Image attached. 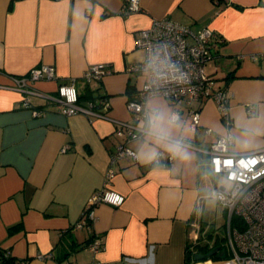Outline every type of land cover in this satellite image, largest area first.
<instances>
[{"label":"crops","instance_id":"crops-1","mask_svg":"<svg viewBox=\"0 0 264 264\" xmlns=\"http://www.w3.org/2000/svg\"><path fill=\"white\" fill-rule=\"evenodd\" d=\"M123 6L124 0H0V247L20 264H234L211 257L186 263L194 225L202 228L196 218L209 173L189 144L206 148L229 132L233 152L264 147V0H140V10L129 14ZM162 17L194 31L210 27L222 39L205 70L227 92L231 123L214 99L199 98V125L191 131L184 110L173 120L168 99H150L156 112L149 131L129 142L136 160L112 164L108 187L125 196L123 204L102 203L94 222L76 227L122 138L113 120L61 114L50 97L76 79L79 96L90 90L96 103L106 97L107 114L130 121L128 90L135 97L147 77L132 69L145 57L135 38ZM100 62L111 72L82 81L84 70ZM43 64L55 67L56 78L30 83L38 95L3 87ZM24 96L32 108L21 104ZM95 237L102 247L92 251L87 245Z\"/></svg>","mask_w":264,"mask_h":264},{"label":"built area","instance_id":"built-area-1","mask_svg":"<svg viewBox=\"0 0 264 264\" xmlns=\"http://www.w3.org/2000/svg\"><path fill=\"white\" fill-rule=\"evenodd\" d=\"M139 10L140 0H124V14ZM221 42L222 39L210 27L194 31L168 17L154 19L150 26L138 30L135 46L144 50L145 57L132 69L146 73L147 77L138 88L136 96L127 99L126 107L132 118L130 121L112 119L107 114L109 101L106 97H100L97 103H79L76 79L58 85L57 95L50 99L61 114L84 113L89 117L113 120L115 134L122 138L115 151L110 154V166L105 173L103 186L91 194L76 227L82 228L94 222L96 208L102 203L112 206L123 204L125 196L108 187L115 174L112 164L122 159L136 160L137 152L130 147L129 142L141 138L149 131L153 113L156 112V109H151L148 105L150 99H168L173 105V120L179 119L180 111L184 110L189 129L195 131L200 115L193 104L199 98H212L216 102L219 115L225 124L230 125L227 92L217 86L215 79L205 70L206 63L214 56V50ZM110 72L107 63H94L84 70L81 79L87 83L99 81ZM55 78V67L43 64L31 68L26 74L11 76L12 82L3 87L38 95L29 84L41 79ZM21 104L32 108L27 96L23 97ZM42 112L33 109L34 115ZM204 131L210 133L211 129L204 128ZM180 142L186 145L185 141ZM231 144L232 135L228 132L216 136L206 148L189 145L206 158L204 165L209 173L220 176L227 182L219 187L215 186L211 190V196L220 203L226 215L224 243L230 258L234 264H264V147L237 153L231 150ZM67 149L68 146L63 147L62 151ZM173 158V154H166L169 164ZM153 161L161 162L160 152ZM233 216L237 217L235 222ZM194 226L196 231L192 241H197L200 230L198 225ZM87 247L97 251L102 247V241L95 237Z\"/></svg>","mask_w":264,"mask_h":264},{"label":"trees","instance_id":"trees-1","mask_svg":"<svg viewBox=\"0 0 264 264\" xmlns=\"http://www.w3.org/2000/svg\"><path fill=\"white\" fill-rule=\"evenodd\" d=\"M131 91L128 90L129 97H131ZM94 96L92 95V92L90 90H87V92L83 96H79V103L83 100L93 101ZM200 156H203L199 153ZM234 222L237 220L236 216H233ZM18 229V226H13L8 229L9 233H12ZM225 237L219 236L218 233L214 232L213 230H203L201 228L199 239L197 241H191L188 243L186 247V263H189L191 259H193V255L197 252L206 253L213 249L214 247H218V251L211 256V258L214 259H223V258H230L231 255L229 252H227L225 243H224ZM75 248H72V251ZM71 251V250H69ZM68 251V253H69ZM0 264H20V261L13 258L9 251L6 249L0 247ZM56 264H61L60 260H57Z\"/></svg>","mask_w":264,"mask_h":264},{"label":"rangeland","instance_id":"rangeland-1","mask_svg":"<svg viewBox=\"0 0 264 264\" xmlns=\"http://www.w3.org/2000/svg\"><path fill=\"white\" fill-rule=\"evenodd\" d=\"M204 200L200 206V215L196 218L204 230H213L219 236L226 235V215L220 203L211 196V190L216 186L227 184L220 176L211 173L205 175Z\"/></svg>","mask_w":264,"mask_h":264},{"label":"water","instance_id":"water-1","mask_svg":"<svg viewBox=\"0 0 264 264\" xmlns=\"http://www.w3.org/2000/svg\"><path fill=\"white\" fill-rule=\"evenodd\" d=\"M218 251V247H214L213 249H211L210 251L206 252V253H202V252H197L193 255V260L195 261H199V260H203V259H207L210 258L212 255H214L216 252Z\"/></svg>","mask_w":264,"mask_h":264}]
</instances>
